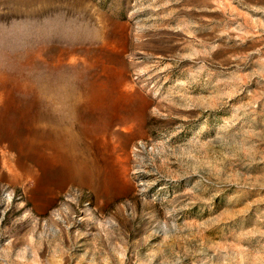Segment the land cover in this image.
<instances>
[{"label": "rangeland", "instance_id": "obj_1", "mask_svg": "<svg viewBox=\"0 0 264 264\" xmlns=\"http://www.w3.org/2000/svg\"><path fill=\"white\" fill-rule=\"evenodd\" d=\"M0 264H264V0H0Z\"/></svg>", "mask_w": 264, "mask_h": 264}]
</instances>
